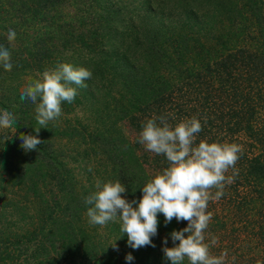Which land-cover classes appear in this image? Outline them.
<instances>
[{
    "label": "rangeland",
    "instance_id": "374dc122",
    "mask_svg": "<svg viewBox=\"0 0 264 264\" xmlns=\"http://www.w3.org/2000/svg\"><path fill=\"white\" fill-rule=\"evenodd\" d=\"M79 1L85 4L88 0ZM90 2L88 11L97 20L93 26L78 22V0H48L49 5L42 7L32 5L30 0H0V33L7 40L9 28L16 32L11 43L15 51H10L16 63L11 71L0 68V102L26 108L35 118V104L20 99L21 89L30 79L39 78L59 62H70L92 72L91 79L85 82L88 87L79 88L71 104L63 103L62 115L48 125L52 130L68 132L48 137L63 167L61 188L53 179L39 180L40 174L38 178L13 175L25 165L18 155L19 146L14 148V130H0V264H171L164 259L163 240L158 233L152 237L155 247L133 249L127 243V234L121 235L118 222L103 227L90 225L86 212L71 213L68 192L86 197L95 190L96 179L119 180L96 136L134 137L140 132H136L144 122L140 112L125 113L134 92L132 81H142L152 72L168 74L173 70L170 63L156 57L154 49L153 53L145 52L148 42L156 39L165 44L175 36L177 19L189 11L196 12L197 21L210 29L204 37L227 44L225 53L230 52L225 63L230 68L234 14L227 11L229 5L224 0L219 9L209 0ZM221 22L226 23V28H219ZM107 25L110 31L102 34V27ZM81 31L83 34L78 35ZM82 38L87 45L79 43ZM139 86L140 83L135 87ZM0 110H4L1 105ZM5 134L10 138L3 137ZM121 195L131 201L125 193ZM62 226L75 233L71 241L60 239ZM78 229L85 235L76 244ZM114 240L116 248L111 244ZM167 246L173 244L167 240ZM129 253L132 261L125 259Z\"/></svg>",
    "mask_w": 264,
    "mask_h": 264
},
{
    "label": "trees",
    "instance_id": "16d2710c",
    "mask_svg": "<svg viewBox=\"0 0 264 264\" xmlns=\"http://www.w3.org/2000/svg\"><path fill=\"white\" fill-rule=\"evenodd\" d=\"M90 1L81 4L78 0V17L81 19L78 22L93 26L97 20L88 11L92 5ZM209 2H213L216 9L222 8L219 4L222 0ZM30 3L40 7L49 5L48 0H30ZM224 3L229 5L227 11L234 14V54L230 55L232 67H226L225 63L230 52L225 53L227 44L218 38L204 37L210 29L207 24L197 21L196 12L184 13L183 18L177 19L175 36L165 44L153 39L145 49L146 53H153L154 49L158 54L156 57H160L162 63H170L169 67L173 70L168 74L152 72L142 81L133 80L134 92L127 101L125 113L133 115L140 112L144 121L152 116L168 115L172 124L196 116L201 120L203 129L198 140L235 142L243 146V154L236 165L238 175L235 182L226 187L221 200L209 203L208 211L213 216L209 232L219 240L212 251L219 254L226 250L230 264L233 257L234 264H264V0H224ZM192 17L195 18L190 21ZM219 28H226V23L221 22ZM102 29L105 31L102 34L110 31L108 25ZM79 43L83 46L88 44L84 38ZM0 44L7 46L9 51H15L1 33ZM20 60L25 61L23 58ZM11 62L12 65L16 63L14 57H11ZM138 83L141 86L136 88ZM0 105L12 112L17 120L14 148L19 146L18 155L25 166L13 175L38 178L40 174L39 180L50 178L59 185L63 184V167L56 159L48 137L68 132L41 127L37 134L34 127L39 125L26 108L13 103L6 105L0 102ZM20 133L38 135L42 143L36 149L25 152L20 146ZM97 135L113 171L126 188L125 195L131 201H138L143 195L142 186L156 172L168 166L166 158L145 151L143 145L135 142V133L134 137ZM43 167L46 169L42 170ZM68 193L69 211L86 212L85 195H77L73 191ZM157 218V233L163 241L167 238L172 244L170 233L187 226V221L178 222L175 218L165 224L163 214H158ZM84 235L78 229L75 243L83 241ZM71 236L74 238L75 233L62 226L60 239L71 241Z\"/></svg>",
    "mask_w": 264,
    "mask_h": 264
},
{
    "label": "clouds",
    "instance_id": "9594fccd",
    "mask_svg": "<svg viewBox=\"0 0 264 264\" xmlns=\"http://www.w3.org/2000/svg\"><path fill=\"white\" fill-rule=\"evenodd\" d=\"M15 38V30L9 28V44ZM0 65L6 71L13 67L11 52L4 44H0ZM91 77L92 72L86 67L59 62L44 70L39 78L30 79L21 89L20 99L30 100L36 106L35 119L39 126L34 131L38 134L41 127L49 128V122L62 115V104H71L78 89L88 87L85 82ZM16 124L12 112L0 110V130H14L15 134ZM202 130L201 120L196 116L175 124L169 122L168 115L146 119L135 142L143 145L145 151L164 156L168 166L142 186L143 195L138 201H129L121 195L126 188L120 180L96 179L95 190L84 198L88 223L103 227L118 222L121 235L127 234L128 245L139 249L155 247L152 237L157 235L158 214H163L165 224L173 218L187 221L186 227L170 233L172 247L164 239V259L171 264H230L226 250L219 254L212 251L219 240L209 232L213 216L208 208L210 202L221 200L226 187L235 182L236 165L244 149L235 142L198 140ZM20 141L25 152L42 143L38 135L24 133H20ZM111 244L117 247L115 240ZM125 259L132 261L131 253ZM234 261L235 257L232 264Z\"/></svg>",
    "mask_w": 264,
    "mask_h": 264
}]
</instances>
